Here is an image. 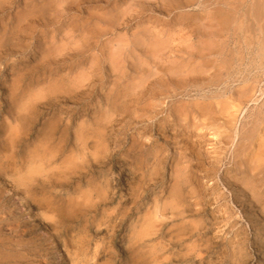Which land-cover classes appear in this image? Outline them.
<instances>
[{
	"label": "rangeland",
	"instance_id": "rangeland-1",
	"mask_svg": "<svg viewBox=\"0 0 264 264\" xmlns=\"http://www.w3.org/2000/svg\"><path fill=\"white\" fill-rule=\"evenodd\" d=\"M177 1L0 0V264H264V81L148 105L221 41L220 5Z\"/></svg>",
	"mask_w": 264,
	"mask_h": 264
},
{
	"label": "bare ground",
	"instance_id": "bare-ground-1",
	"mask_svg": "<svg viewBox=\"0 0 264 264\" xmlns=\"http://www.w3.org/2000/svg\"><path fill=\"white\" fill-rule=\"evenodd\" d=\"M196 1L197 0H184L183 2L182 1H180V2H182L184 4V7H192ZM213 1L215 2V4L220 5V7L218 8V6H217L216 11H214V12H216L214 18H215V20H217V22H219V24H220L219 27L221 29V31L219 30L220 32H218L219 38H221L220 39L221 41L219 42L220 44L216 43L217 41H215V42L210 41L211 43L208 44L207 42L209 41L208 40L209 38L206 36V34L203 33L202 34L203 39L201 40V43H203V44L200 43L202 46L196 47L197 49L195 51H194V49L190 50V51L189 50L184 51L182 47L177 46V49L180 48L179 51L182 50L183 53H182V57L180 59L181 62L175 66H172V68H170V70H167L168 72H170L172 74V77H173V79H171L172 84L169 87L166 86L167 89H164L163 88V83H164L163 80L165 79V77L162 76L160 79H158V82H159L158 85H159L160 89L156 93L157 98H152L150 100V103L148 104L149 106H155V104H156V106H158V104L160 103L159 104V107H160L161 104L163 103V102H160L161 97L165 94V95H169L172 98V97L176 96L173 93H176V91L179 90V88L182 89V91L180 93H178L179 95H183V96L187 97V96H191L192 93H194V92L201 95L200 99H202V101L199 102L200 104H198V107H199L198 109H193V106H191V103L186 102L185 100H183V101L181 100L180 104L175 106V109H178V112H180V111L182 112V110L188 111L189 109H192L187 113L189 114V116L190 115L192 117L194 116L197 119H198V117L202 118L201 117L202 115L207 116L208 114H206V113L210 114L211 112H212V114H223V112L227 109L228 105L226 103H224V101H222V100L226 97L225 94L229 93V92H230V95L229 96L227 95V96L230 99H232V101L235 103V105H238V106H241L243 104H248L250 102H257L259 100V98H257L258 84L264 81V17H262L263 16V10H264L263 4H262V7L259 6V4L257 6L256 5L252 6V4L254 3L253 2L254 0H250V1L249 0H246V1L243 0L244 3H242V4H240V2H237L238 0H203L201 2V5H199V7L207 8L208 5L213 3ZM258 1H260V0H258ZM177 2H179V0ZM261 2H262V0L260 1V3ZM256 3H254V4H256ZM195 4H197V3H195ZM55 7L56 6H54V8ZM174 7H175V4H174ZM257 7H259V9L263 8V10H261L262 13L259 12V9ZM254 12H256V13L258 12L257 15ZM206 15H207V13L205 15H202L203 17L201 19H203ZM255 15H256V17H255ZM252 16L255 18L253 19ZM180 17L184 18V16H182V15H179V16L176 15L175 16V19H174L175 23L178 22L177 20L180 19ZM201 19H199V20H201ZM177 24L181 25L182 23L179 22ZM212 24H213V22H212ZM218 25H217V28H219ZM192 26H194V27L190 26L189 29L192 28V31H195L197 29L196 24H193ZM177 27L178 26H176V28ZM205 28L206 27H204L203 29L205 30ZM201 30H202V28H201ZM205 37H206V39H205ZM217 39H218V37H217ZM212 42L216 43L217 45H214ZM211 44H213V45L211 46ZM175 49H176V47H175ZM176 57H178V55ZM179 58H180V56H179ZM214 61L218 62V64L215 63ZM214 63H215L214 68H216V71L213 69H211V70L209 69L212 66V64H214ZM212 70H213V73L210 72ZM253 70H258V71L256 74H254L252 77L249 78L250 75L248 74V72L249 73H250V71L253 72ZM260 70H261V72L263 71V75L260 74L261 73ZM162 72H164V71L162 70ZM234 78H236L235 79L236 81H238L239 78L243 79V81L240 82L241 85L239 87L233 89V91H230V89H229L230 83H232ZM221 86L223 89L222 92L221 91H217V92L213 91L214 93L212 92V88H219ZM146 92L149 93V91H146ZM208 92H211L212 94L211 93L209 94ZM262 94H264V90L262 91ZM213 100H215V101L219 100V103H222V107H221L220 111L218 110L219 107L217 109H216V107H213V108L207 107V105L209 106V103L212 102ZM199 105H201V106H199ZM149 106L145 107V109H148ZM260 110H263V108H260ZM186 116H188V115H186ZM186 116H185V118H186ZM209 116H211V115H209ZM212 116L217 117L214 115H212ZM185 118H183V119H185ZM201 120H203V119H201ZM184 121H186V119ZM193 125H195V124H193ZM202 125H203V123H202ZM226 125H227V123H226ZM204 126H206V125H204ZM196 127H198V126H196ZM251 137H253L252 134H250L248 137H245V139L246 138L250 139ZM258 144H263V143L260 141V143H258ZM261 147H263V146H261ZM260 152H261V150H260ZM257 157H259V156H257ZM258 159H256V160L253 159V160L257 161ZM259 161H262V160H259ZM259 161H257L256 164ZM261 164H263V163H260L259 165H261ZM250 165L252 166L251 163H250ZM257 167H260V166H257ZM247 169H248V171H250V170L255 171L254 166L252 168L250 167V169L248 167ZM259 169H263V168L260 167ZM174 187H175V191H177L178 185H176V186L174 185Z\"/></svg>",
	"mask_w": 264,
	"mask_h": 264
}]
</instances>
